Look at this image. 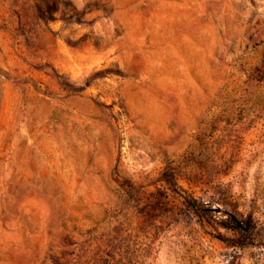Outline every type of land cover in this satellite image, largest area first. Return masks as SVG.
<instances>
[{
	"label": "rangeland",
	"instance_id": "374dc122",
	"mask_svg": "<svg viewBox=\"0 0 264 264\" xmlns=\"http://www.w3.org/2000/svg\"><path fill=\"white\" fill-rule=\"evenodd\" d=\"M0 264H264V0H0Z\"/></svg>",
	"mask_w": 264,
	"mask_h": 264
},
{
	"label": "trees",
	"instance_id": "16d2710c",
	"mask_svg": "<svg viewBox=\"0 0 264 264\" xmlns=\"http://www.w3.org/2000/svg\"><path fill=\"white\" fill-rule=\"evenodd\" d=\"M242 225L243 224L241 222H238L237 220H234V224H233L234 228L242 229Z\"/></svg>",
	"mask_w": 264,
	"mask_h": 264
}]
</instances>
